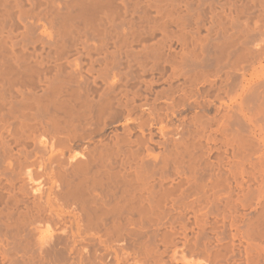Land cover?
Masks as SVG:
<instances>
[{"label":"bare ground","instance_id":"obj_1","mask_svg":"<svg viewBox=\"0 0 264 264\" xmlns=\"http://www.w3.org/2000/svg\"><path fill=\"white\" fill-rule=\"evenodd\" d=\"M0 264H264V0H0Z\"/></svg>","mask_w":264,"mask_h":264}]
</instances>
